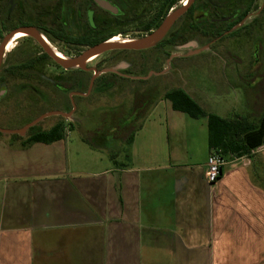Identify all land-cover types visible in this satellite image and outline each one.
<instances>
[{"label": "crops", "instance_id": "obj_1", "mask_svg": "<svg viewBox=\"0 0 264 264\" xmlns=\"http://www.w3.org/2000/svg\"><path fill=\"white\" fill-rule=\"evenodd\" d=\"M144 104L124 157L0 134V264H264V144L210 184L208 119Z\"/></svg>", "mask_w": 264, "mask_h": 264}, {"label": "flooded vegetation", "instance_id": "obj_2", "mask_svg": "<svg viewBox=\"0 0 264 264\" xmlns=\"http://www.w3.org/2000/svg\"><path fill=\"white\" fill-rule=\"evenodd\" d=\"M183 7L150 45L93 53L82 65L86 69H79L84 75L90 72L87 91L79 89L86 81L81 80L84 75L55 85V90L67 92L74 101L92 97L94 90L103 94L126 83L142 90L138 94L150 97L161 80L182 82L187 66H206L215 54L234 58L233 48L241 52L250 48L252 65L263 64L264 0H0V105L20 101L22 94L12 88L14 82L23 83L20 88L29 92L32 66H62L27 29L38 33L48 49L66 61L102 42H136L150 37ZM226 38L231 39V47L223 42ZM18 39L37 42L39 55L18 58L21 48L11 51ZM54 44L65 47V53L72 56Z\"/></svg>", "mask_w": 264, "mask_h": 264}, {"label": "rangeland", "instance_id": "obj_3", "mask_svg": "<svg viewBox=\"0 0 264 264\" xmlns=\"http://www.w3.org/2000/svg\"><path fill=\"white\" fill-rule=\"evenodd\" d=\"M230 40L226 38L223 42L231 47ZM16 47H20L22 50V53L17 56L20 59L37 57L41 51L37 42H25L23 39L14 41L11 51ZM58 48L62 53L67 52L65 47L58 46ZM235 51L233 48L235 59L228 54L222 58L215 54L212 61H208L206 66H187L182 74V82L161 80L158 87L155 88L156 91H153L152 94L160 99L164 97L167 90L180 87L194 97L206 110L222 117L245 116L249 110L251 119H257L264 111V60L262 65L253 66L250 62V48L247 51H242L243 54L239 48ZM66 54L72 56L69 52ZM32 67L29 71L31 82L27 86L29 92L25 93V90L20 88L23 83L14 82L12 88L20 89L22 94L20 101L17 104L0 105L1 128H23L43 114L55 110L70 112L73 101L69 99L67 92L60 93L55 90V85L62 84L66 80L81 79L84 74L79 71L80 67L65 68L52 63ZM89 67L87 66V68ZM100 67L106 68L105 66ZM239 75H242L243 79L239 78ZM84 76L81 80L85 79L86 81L79 88L83 92L87 91L90 72L85 73ZM151 89V87L147 88L148 93L152 92H150ZM141 91L126 83L103 94L94 90L92 97L74 100L76 110L70 118L51 115L29 128L28 132L31 133L33 128H51L61 123L65 126L66 131L70 130L68 142L83 146L88 150L89 147L85 146L86 143L82 140L84 138L95 145L104 147L99 151L100 154H108L110 151L111 155L116 154V156L124 157L129 134L132 129L140 125L141 117L147 109H145L144 103L148 102L151 97L138 94ZM16 106H19L18 109ZM23 108H25L24 111H22ZM126 120L130 124L125 126ZM255 154V158L259 162L263 161L262 149L252 155ZM253 156L248 157L250 164H252Z\"/></svg>", "mask_w": 264, "mask_h": 264}, {"label": "trees", "instance_id": "obj_4", "mask_svg": "<svg viewBox=\"0 0 264 264\" xmlns=\"http://www.w3.org/2000/svg\"><path fill=\"white\" fill-rule=\"evenodd\" d=\"M173 109L185 112L193 118L205 117L209 126V145L211 149L220 150L222 157L234 156L237 158L250 156L258 147L264 144V112L251 119L249 116L236 115L233 117H222L217 113L206 110L194 97L183 88H171L164 94ZM130 124L126 120L125 126ZM30 142L51 143L66 136L65 126L61 123L49 129H31ZM2 134V132H0ZM15 136H17L15 134ZM129 142L132 136L128 137ZM86 141L97 148L91 141ZM115 155H112L114 158Z\"/></svg>", "mask_w": 264, "mask_h": 264}, {"label": "water", "instance_id": "obj_5", "mask_svg": "<svg viewBox=\"0 0 264 264\" xmlns=\"http://www.w3.org/2000/svg\"><path fill=\"white\" fill-rule=\"evenodd\" d=\"M183 11H184V7L182 9H180L174 16L167 18L166 21L164 22V24L161 26V28L156 33H154L150 37H147L143 40H139L136 42H120V41H118V42H110V41L102 42V43L96 45L95 47L88 49L79 57H76L73 59H68L66 61L59 59L54 53H52L50 51V49H48L47 45L45 44L43 39L40 37V35L38 33H36L33 29H27V31L31 35H33L39 41V43L44 47V49L50 55H52L54 57V59L59 64H61L63 67L74 68V67H77V65H79L80 68L86 69V66H82V65L95 52H105L107 50L117 49V48H142V47H146V46L150 45L151 43L156 41L162 33H164L167 30V28L169 27V24L173 20V18L176 17L177 15L181 14ZM2 54H3V49L1 48V50H0V63L2 60ZM92 85H93V80L91 81V85H90L88 92L91 91ZM74 93L84 94V93H80V92H74ZM73 106H74L73 110L70 112H62V111L55 110V111H51L49 113L43 114L42 116L36 118L35 120L31 121L30 123H28L27 125H25L23 128H20V129H4V128L0 127V132L12 133V134L17 133L20 135H25L29 128H31L34 125H36L37 123H39L45 117H48L51 115H62L66 118H70L73 115L74 110L76 109V104L74 103V101H73Z\"/></svg>", "mask_w": 264, "mask_h": 264}, {"label": "built area", "instance_id": "obj_6", "mask_svg": "<svg viewBox=\"0 0 264 264\" xmlns=\"http://www.w3.org/2000/svg\"><path fill=\"white\" fill-rule=\"evenodd\" d=\"M239 159V158H235ZM226 163L224 157H222L220 150L211 149L208 160H207V170H206V179L210 184H216L221 176L222 167ZM232 166L238 165L237 160L234 161Z\"/></svg>", "mask_w": 264, "mask_h": 264}, {"label": "bare ground", "instance_id": "obj_7", "mask_svg": "<svg viewBox=\"0 0 264 264\" xmlns=\"http://www.w3.org/2000/svg\"><path fill=\"white\" fill-rule=\"evenodd\" d=\"M60 59V58H59ZM62 60V59H61Z\"/></svg>", "mask_w": 264, "mask_h": 264}]
</instances>
